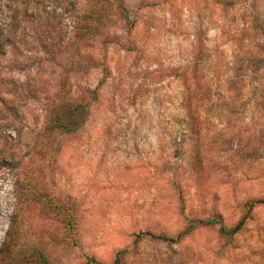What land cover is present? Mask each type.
Returning a JSON list of instances; mask_svg holds the SVG:
<instances>
[{
  "label": "rangeland",
  "instance_id": "1",
  "mask_svg": "<svg viewBox=\"0 0 264 264\" xmlns=\"http://www.w3.org/2000/svg\"><path fill=\"white\" fill-rule=\"evenodd\" d=\"M258 200L264 0H0V264H264Z\"/></svg>",
  "mask_w": 264,
  "mask_h": 264
},
{
  "label": "trees",
  "instance_id": "2",
  "mask_svg": "<svg viewBox=\"0 0 264 264\" xmlns=\"http://www.w3.org/2000/svg\"><path fill=\"white\" fill-rule=\"evenodd\" d=\"M68 105H69L68 107L72 108V111L78 110V109H75V107H73V105L72 106L70 104H68ZM72 111L71 110L70 111L67 110L68 113H72ZM74 125H75V123L73 121H69L68 118L66 117V121H63L62 125L59 128L64 130V132L70 133V132H74V131L78 130L79 127H80V125L79 126L75 125V127H74ZM257 203L258 204H264V200H258L256 202H254L253 204H257ZM253 207L254 206L252 204H250L249 205V211L247 212L245 217L235 227H233L232 229H230V230L221 229V233L224 234V235H227V236H234L237 233H239L241 230H243V228H244V226L246 224V221L250 218V213H251ZM71 225H73V224L71 223ZM192 229H193V226L189 227L187 229V231L185 233H183V234H189V232ZM157 238L162 239V240H166V241L171 240V238L167 237V236H159ZM120 262H121V259H120V257H118L116 259V261H115V264H120ZM85 264H102V263L97 262V260L94 259V258H89Z\"/></svg>",
  "mask_w": 264,
  "mask_h": 264
}]
</instances>
